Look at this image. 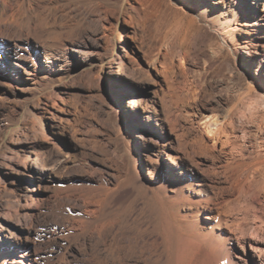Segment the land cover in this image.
I'll return each mask as SVG.
<instances>
[{
	"label": "rangeland",
	"instance_id": "obj_1",
	"mask_svg": "<svg viewBox=\"0 0 264 264\" xmlns=\"http://www.w3.org/2000/svg\"><path fill=\"white\" fill-rule=\"evenodd\" d=\"M169 3L0 0V264L38 263L36 249L49 264H111L112 250L133 263L138 248L233 264L203 173L223 179L225 157L200 111L246 82L233 59L205 79L176 62Z\"/></svg>",
	"mask_w": 264,
	"mask_h": 264
},
{
	"label": "bare ground",
	"instance_id": "obj_2",
	"mask_svg": "<svg viewBox=\"0 0 264 264\" xmlns=\"http://www.w3.org/2000/svg\"><path fill=\"white\" fill-rule=\"evenodd\" d=\"M169 1L166 11L174 39L167 48L176 62L194 63L205 79L218 63L233 71V59L241 81L246 82L235 97L203 101L200 120L210 144L225 157L218 166L223 179L206 170L203 173L209 185L218 189L210 199L218 204V231H214L218 246L231 241L239 244V253L232 252L233 264H264V86L259 77L264 72V0ZM186 41L190 50L184 47ZM256 62L260 63L258 76H252L250 69ZM191 202L205 205L199 197ZM15 244L6 241V257L15 254L11 250ZM182 248L187 249V245L182 244ZM138 249H132L136 252L133 263L112 250L111 264L163 263V253L154 258ZM35 251V264H49ZM183 258L180 250L171 264H183ZM1 259L6 261L3 255Z\"/></svg>",
	"mask_w": 264,
	"mask_h": 264
}]
</instances>
